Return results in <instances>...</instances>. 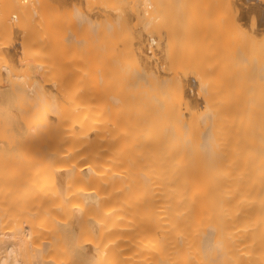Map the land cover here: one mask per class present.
<instances>
[{"label": "bare ground", "instance_id": "6f19581e", "mask_svg": "<svg viewBox=\"0 0 264 264\" xmlns=\"http://www.w3.org/2000/svg\"><path fill=\"white\" fill-rule=\"evenodd\" d=\"M160 1L0 0V264H264V4Z\"/></svg>", "mask_w": 264, "mask_h": 264}, {"label": "rangeland", "instance_id": "374dc122", "mask_svg": "<svg viewBox=\"0 0 264 264\" xmlns=\"http://www.w3.org/2000/svg\"><path fill=\"white\" fill-rule=\"evenodd\" d=\"M155 1H156V0H155ZM163 1L166 2L167 0H163ZM163 1H162V0L160 1V2H161V3H160L161 5L164 4ZM168 1H169L170 3H171V1L173 2V0H171V1L168 0ZM168 1H167L166 3H168ZM177 1H178V0H175V1L173 2V3L176 2V4H174V5L178 6V4H179V5L182 4V3L180 4V2H179L180 0L178 1L179 3H178ZM183 1H184V0H183ZM201 1H202V3L204 2L203 0H199V2H201ZM212 1H213V2H211V0H205V2H207V3H204V5H203L202 3H199V2H198V4L200 5L199 8H200L202 5L205 6V7L208 6L207 8H205V7L202 6L203 9L201 8V10H200V9H196V7L194 6L195 9H196V10H195L196 13H197V11H198V12L200 11L199 14L202 13V14L200 15V16H202V18L199 16V14H198V16H196V17H197L196 19L200 18V19H199L200 21H198V20L196 21L197 23H198V22L200 23V22L202 21V19H203V21H204L205 19H206V21H207V18H206V17L209 16L208 19H210V20H208V23H209V22H212V23H210V27H212V25L215 26V27H216L217 25H221V24L223 25L224 23H221V24H220V22H226V21H227V20L225 21V17H226V16L223 15V14H225L226 11H228V10H225V11H224L223 9H224V8H225V9L228 8L229 11H230L231 8H229L230 6H229L228 4L231 5L232 2H233L232 5H233L234 7H233L232 5H231V6H232V9H234L235 11L233 10V11H230V12H227V13L230 15L231 12H234L233 15L235 14V17H236V14H237V19H240V21H242V22H240V24L242 23V25L240 26V24H239V26H240L241 28H242L243 26H246V27H243V30H245V28H246L247 31L250 30V31L253 32V29H254V30L256 29L255 27H254V28H251L252 26H254V25H253L254 23L252 22V21H253V20H252V17H254V16H259V13H258V11H259L258 8H259V6H257L258 8H255V9H254V7H255L257 4L260 3V5H261L262 8H263V4H264V3H262V2H264V0H262V2H261L260 0H259L260 2H258V0H257V1L254 0V2H256L255 4H254V2H252V4H251V3L248 4V5L251 6L253 9L247 5L248 2H247L246 4H243V3H244V2H242L243 0H242V1H241V0H238V1H239V2H237L238 4H240V5H242V6H243V5H244V6L247 5V7L245 6L246 9H247V8H249V9L251 8L253 11H252V10L250 11V10H248V9L245 10V7L243 8L242 6L240 7V5H238V4L236 3L237 0H235V1H233V0L230 1V0H229L231 3H229V1H227V0H225V1H224V0H221V1H220V0H219V3L215 2L216 0H212ZM217 1H218V0H217ZM222 1H224V2H222ZM251 1H252V0H249V2H251ZM158 2H159V1H158ZM187 2L189 3L190 1H189V0H185L184 3L186 4ZM191 2L193 3V1H191ZM191 2H190V5H188V3H187V6H188L189 8H187L186 6H184L185 9L187 8V11H189V12H190L191 10L194 11V8L192 7V6L194 5V3L191 4ZM195 2H196V1H195ZM209 2H211V3L209 4ZM221 2H222L223 5L221 4ZM257 2H258V3H257ZM155 3H156V2H155ZM170 3H168V4L171 6ZM212 3H213V5H212ZM226 3H228V4H227L228 7L225 6ZM234 3L237 4V6L234 5ZM217 4H219V5L221 4V7L223 6V7H222V10H223L224 13L222 12V10H219V11L223 13V14H222L223 17L225 16V17H224V20L222 21V18H221V20L218 22V24H217L216 20L218 21L219 18L216 19V18H215L216 16H215V17H211L212 19L215 18V19H216L215 21H214V20L211 21V18H210V15H213L214 13L218 14L217 12H219L217 9H220L221 7L217 6ZM157 5H159V4H157ZM166 5H167V4L164 5V6H165V9L168 7V6H166ZM172 5H173V4H172ZM174 5H173V6H174ZM182 5H184V4H182ZM196 5H197V4H196ZM210 5H211V6H210ZM215 5L217 6V9H216V6H215ZM176 6H174L175 8H174V7H172V8H173V9H176ZM253 6H254V7H253ZM137 7H138V6H137ZM160 7H163V6H160ZM160 7L158 6V9H159ZM190 7H191V9H190ZM209 7H210V8H209ZM218 7H219V8H218ZM238 7H239V8H238ZM135 8H136V7H135ZM135 8H134V10H136V12H137V8H136V9H135ZM140 8H141V7H140ZM153 8H154V9H157V7H153ZM172 8L169 7V8H168V9H169L168 11H170ZM180 8H181V7H180ZM197 8H198V7H197ZM204 8H205V10H204ZM212 8H214V9H212ZM241 8H243L245 11H247L246 13H249V11H250V13H251V12L254 13V14L251 13L253 16L250 17L251 22L253 23V24H251V25H252L251 27L249 26L250 29L247 27V26L249 25V24H248V23H249L248 20H246L247 23L244 21L246 18H245L244 20L241 19V18H243V17L238 18V15L244 13V12H242V11L240 12L239 9H241ZM182 9H183V6H182ZM185 9H184V11H185ZM188 9H190V10H188ZM211 9L214 11V13H213V11H212ZM236 9H237V10H236ZM256 9H257V12H256ZM263 9H264V8H263ZM125 10H127V8H126ZM140 10H141V9H140ZM163 10H164V9H163ZM209 10H211V11H209ZM238 10H239V14H238V12L235 13V12L238 11ZM244 10H243V11H244ZM153 11H154V13H155V10H153ZM159 11H160V10H159ZM161 11H162V10H161ZM166 11H167V9H166ZM168 11H167V12H168ZM172 11H173V10H171L170 12H172ZM175 11H176V12H175ZM175 11L172 12L173 14L171 13L172 15L170 14V12H168L169 15L166 14V17H165V13L163 14V12H165V11H162V12L160 13V15H161V14L164 15V18H165L166 20L170 19L171 16H172V17H175V16H176L174 19H178L177 17H180V18H181V16H182L181 14H180L181 16H177V15L174 14V12L177 14L179 11H181L180 13H182V10L179 9V11H177V10H175ZM187 11H186V12H187ZM195 11H194V13L191 11L192 13H191V12H190V13L196 15V14H195ZM204 11H205V12H204ZM254 11L256 12V14H257V13H258V14L255 15V12H254ZM156 12H157V11H156ZM186 12H185V13H186ZM189 12H188V13H189ZM203 12H204V15H205L206 13H208V12H209V13L211 12L212 14L209 15V13H208V16H206V15H207V14H206V15H205L206 17H204V16H203ZM137 13H138V12H137ZM137 13H136L135 15H137ZM141 13H142V11H141ZM154 13H152V14L150 13L152 16H150L149 13H148L149 16L146 15L147 18H144L145 16L142 14V15L144 16V17H142L143 22H144L146 19L149 18V19H148V21L150 20L149 23H150V22H151V23L153 22V23H154L153 25L155 26V24L158 22L157 20H158L159 18L161 19L162 16L160 17L159 13L157 12L156 15L158 16V18H157V16H156L157 19H156V21H155V20H154L155 17L153 16ZM185 13H183V15H184ZM190 13H189V14H190ZM250 13H249V14H250ZM178 14H179V13H178ZM191 14H190V15H191ZM216 14H215V15H216ZM231 14H232V13H231ZM251 14H250V15H251ZM140 15H141V14H140ZM142 15H141V16H142ZM167 15L169 16V18H168ZM190 15L188 16V14L186 13V18H188V21H189V19H190ZM220 15H221V13H220ZM184 16H185V15H184ZM184 16H182V18H183ZM191 16H192V15H191ZM241 16H242V15H241ZM133 17H134V18H133ZM133 17H131V19H134V20H132V21L130 22V24H133V25H135V26L130 25L131 28H134V30L140 28V31H141V32H143L141 29L148 27V25H149L150 28L148 27V28H149V29L147 28L148 30H147V29H143V30H144V31H147L148 33H149V30H150V32L154 33V30H153V29H155V33H156L157 28L159 29L160 32H161V30L164 28V27H162V25H163L162 23H163V22L165 23V25H166L168 22H170V23H169L170 25L173 24V20H172V22H171V21L165 22L166 20H165V21H163V20L161 21V20H160V22H162V23H160V25L162 24V25H161L162 28H160V25H158L159 22L157 23V27L154 28L152 24H151V25H150V24H147L146 21H145V24L142 22L143 25H144V26L142 27V25H141V26H138V24H137V23L142 24V23H141V20H140L141 18L138 17V15H137V16H133ZM135 17L140 18V19H139V22H137V21H138V18H136L137 20L135 21ZM150 17H151V18L153 17V19L151 20ZM172 17H171V19H173ZM193 17H194V19H193ZM193 17H192V19H193V21L195 22V16H193ZM203 17H204V18H203ZM217 17H218V15H217ZM227 17H228V16H227ZM227 17H226V18H227ZM229 17H231V16H229ZM232 17L234 18V16H232ZM164 18H162V19H164ZM167 18H168V19H167ZM180 18H179V19H180ZM182 18H181V21L178 19L179 22H182V20H183ZM184 18H185V17H184ZM255 18H257V17H254L253 19L255 20ZM258 18H260V16H259ZM258 18H257V19H258ZM131 19H130V20H131ZM144 19H145V20H144ZM227 19H228V18H227ZM229 19L231 20V22L234 21V20L232 21L231 18H229ZM237 19H235V20H237ZM247 19H248V18H247ZM250 19H249V21H250ZM257 19H256L257 23H256L255 25H256V26L258 25V26H257L258 28H259V27L262 28L261 25H260L261 22H259L260 19H258V20H257ZM153 20H154L156 23H155ZM230 20H229V21H230ZM184 21L187 22L186 19H185ZM184 21L182 22L183 25H185V24H184ZM203 21L201 22V24H205V23L207 24L206 21H205V23H204ZM256 21H255V22H256ZM136 22H137V23H136ZM174 22H178V21H175V20H174ZM179 22H178V23H179ZM213 22H214V23H213ZM243 22H244V23H243ZM258 22H259V23H258ZM188 23H189V22H188ZM191 23H192V22H191ZM197 23H193L192 25H190V23H189V26H196V25H194V24H197ZM146 24H147V26L145 27ZM169 24H168V25H169ZM174 24H175V23H174ZM206 24H205V25H206ZM215 24H216V25H215ZM226 24H228V21L226 22ZM232 24H233V23H232ZM232 24H231V26H232ZM234 24H235V22H234ZM234 24H233V25H234ZM236 24H237V25H235V26H237V28H238V20L236 21ZM136 25L138 26V28H136V27H137ZM170 25H169V29H170V28H171V29H170L169 31H167V32L170 34L169 36L166 35V34H168L167 32H164V31H165V30H164L165 28L163 29V32H161L162 35L158 33L159 31H157V34H158V35L156 34V36H159V35H160L161 37H160L159 39H161L162 36H163V33H164V34L166 33V34H165V37L167 36V40L169 39L170 36H171V37L173 36L174 39L177 38L175 35H177V33H179V32L175 33V35H174L173 32H176V31H173V32H172L171 30H173V29H172V27H170ZM179 25H180V24H179ZM183 25L181 26V27H182V31H184V30H183V28H184ZM187 25H188V24H187ZM207 25H208V26H207ZM207 25H206V28H207V29L205 30V32H206L208 29H210V30L213 32V34H214V32H215L214 30H218V31H219V29H215V27H214V28H210V27H209V24H207ZM151 26H152V27H151ZM158 26H159V27H158ZM163 26H164V25H163ZM166 26H167V25H166ZM166 26H165V27H166ZM171 26H172V25H171ZM174 26H177V24H175ZM174 26H173V28H174ZM201 26L205 28V26H203V25H201ZM201 26H199V24H198V27H195V28H199V27H201ZM226 26H227V25H226ZM226 26H224V27H223V26H218V27H223L224 30L226 31V29H227L228 27L230 28V25H228L227 28L225 29ZM186 27H187V26H186ZM208 27H209V28H208ZM218 27H216V28H218ZM240 27H239V28H240ZM131 28H130V30H131ZM151 28H153L152 31H151ZM166 28H167V27H166ZM178 28H179V26L176 28L177 31H178ZM187 28L189 29V27H187ZM191 28H192V27H191ZM195 28L192 29L191 31H193V33H195V34H194V37L197 39V37H199V35L196 34V32L198 33V31H197V29H196V31H195ZM231 28H233V27H231ZM231 28H230V31H232L234 28H235V30H237L236 27H234L233 29H231ZM239 28H238V32H239ZM241 28H240V30H241ZM160 29H161V30H160ZM167 29H168V28H167ZM174 29H175V28H174ZM180 29H181V28H179V30H180ZM199 29H201V30L204 31L203 28H199ZM212 29H213V30H212ZM132 30H133V29H132ZM221 30H223V29H221ZM221 30L219 31L220 33H221ZM228 30H229V29H228ZM228 30H227V31H228ZM235 30H234V32H235ZM243 30L240 31L239 34H240L241 32H243ZM170 31H171L172 33H170ZM186 31H189V30H186ZM247 31H246V32H247ZM250 31H248L247 34H249ZM180 32H181V30H180ZM201 32H202V31H201ZM201 32H200V34H201ZM208 32L211 33L209 30H208ZM234 32H233V34H234ZM238 32L236 31L235 34L238 33ZM138 33H140V32L138 31ZM143 33H145L146 36L148 35L146 32H143ZM185 33H186V32H185ZM202 33H203V32H202ZM209 33H207V34L205 33V35L208 36ZM227 33L229 34V31H228ZM140 34H142V33H140ZM145 34H142V35H145ZM186 34H187V36H188V35L190 36V31H189L188 33H186ZM186 34H185L184 36H186ZM213 34H212V35H213ZM223 34H224V33H221V35H223ZM225 34H226V33H225ZM230 34H232V33L230 32ZM230 34H229V36H230ZM243 34H244V35H247V34H245V32H243ZM178 35H180V36H178V37H181V35H183V33L181 32V34L179 33ZM191 35H192V34H191ZM197 35H198V36H197ZM205 35H204V36H205ZM210 35H211V34H209V36H210ZM215 35H217V34H215ZM215 35H214L213 37H215ZM218 35H220V34L218 33ZM237 35H238V34H237ZM244 35H241V34H240V36H242V38L244 37ZM187 36H186V37H187ZM192 36H193V35H192ZM192 36H191V37H192ZM196 36H197V37H196ZM207 36H205V37L207 38ZM231 36H232V38H233L234 40H235V38L237 37L236 35H231ZM231 36H230V37H226V38H228L229 40H232V39H230ZM238 36H239V35H238ZM163 37H164V36H163ZM182 37H183V36H182ZM200 37H201V36H200ZM183 38H184V37H183ZM183 38H182V39H183ZM195 38H191V41H190V42H191V43L193 42V44H194L195 41H192V39H195ZM202 38H204V37H202ZM202 38H201V39H202ZM206 38H204L203 40H205ZM215 38H217V36H216ZM218 38L220 39L221 37H218ZM222 38H223V37H222ZM222 38H221V39H222ZM224 38H225V37H224ZM242 38H241V39H242ZM162 39H163V38H162ZM162 39H161V40H162ZM171 39H172V38H170L167 42L165 41L166 39H165L164 41L170 45V44H172V43H171V42H172ZM184 39H185V38H184ZM184 39H183V42H185ZM187 39H189V37H188ZM213 39H214V38H213ZM228 39H227V41H228ZM239 39H240V38L237 37L236 40L239 41ZM241 39H240V41H241ZM170 40H171V42H170ZM175 40H176V42H178V41L180 40V38H177V39H175ZM177 40H178V41H177ZM185 40H186V39H185ZM197 40H198V39H197ZM203 40H202V41H203ZM206 40H208V38H207ZM206 40H205V41H206ZM210 40H211V41L208 40V42L206 41L207 44L204 43V45H206L207 47H210V48H211V47H214V48H215V45H216L218 39H216V42H215V41H214L215 39L212 40L211 37H210ZM234 40H233V42H234ZM205 41H204V42H205ZM227 41H225V39H224V43L227 42ZM174 42H175V41H174ZM174 42H173V44H174ZM180 42H181V41H179L178 43H175L174 45L177 44L176 46H179L178 44H181V43H182V42H181V43H180ZM187 42H188V40H187ZM219 42H221V40H219ZM231 42H232V41H231ZM231 42H229V43H231ZM236 42H237V41H235L234 43H236ZM185 43H186V42H185ZM188 43H189V42H188ZM188 43H186V44H188ZM214 43H215V44H214ZM164 44H165V43H164ZM173 44L171 45L170 49L174 47ZM182 44H183V43H182ZM202 44H203V42H202ZM208 44H211V45L208 46ZM225 44H226L227 46L230 45V44H228V43H225ZM231 44H232V43H231ZM212 45H213V46H212ZM217 45H218V43H217ZM217 45H216V47H217ZM221 45L223 46V41H222V44H221ZM221 45H220V46H221ZM226 45H225V46H226ZM172 46H173V47H172ZM176 46H175V49H179V50H180V48L182 47V45H180L181 47H179V48L176 47ZM218 46H219V45H218ZM220 46H219V47H220ZM224 48H225V47H224ZM224 48H222V50H223ZM170 49H169V50H170ZM219 49H220V48H219ZM219 49H216V50H219ZM227 49H228V48H227ZM171 50H172V49H171ZM211 50H213V49H211ZM222 50H221V51H222ZM224 50H226V49H224ZM228 50H229V49H228Z\"/></svg>", "mask_w": 264, "mask_h": 264}]
</instances>
